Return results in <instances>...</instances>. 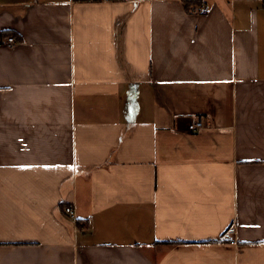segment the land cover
<instances>
[{
    "label": "crops",
    "instance_id": "0c3cea01",
    "mask_svg": "<svg viewBox=\"0 0 264 264\" xmlns=\"http://www.w3.org/2000/svg\"><path fill=\"white\" fill-rule=\"evenodd\" d=\"M203 1L0 0V264H264V0Z\"/></svg>",
    "mask_w": 264,
    "mask_h": 264
},
{
    "label": "built area",
    "instance_id": "2783aa9c",
    "mask_svg": "<svg viewBox=\"0 0 264 264\" xmlns=\"http://www.w3.org/2000/svg\"><path fill=\"white\" fill-rule=\"evenodd\" d=\"M209 9V7L207 5H203L201 6V12L205 13L207 12ZM8 42L13 44L16 42L15 38L10 36L8 37ZM205 122L203 121L201 116H196L189 124L188 127L192 130H197V129H201L205 126L204 124ZM66 212L70 213V214H74V210L72 209V207L70 206H66ZM235 232H236V225L232 224L230 225L223 233V238L225 240H229V241H235Z\"/></svg>",
    "mask_w": 264,
    "mask_h": 264
},
{
    "label": "trees",
    "instance_id": "16d2710c",
    "mask_svg": "<svg viewBox=\"0 0 264 264\" xmlns=\"http://www.w3.org/2000/svg\"><path fill=\"white\" fill-rule=\"evenodd\" d=\"M183 2H184V6H185L186 10H188V11H194V10L198 11L199 10V12L202 13L201 12V6H203L202 5V3L204 2L203 0H183ZM204 5H207V4H204ZM208 11H209V9H208ZM65 211H66V207H65Z\"/></svg>",
    "mask_w": 264,
    "mask_h": 264
},
{
    "label": "rangeland",
    "instance_id": "374dc122",
    "mask_svg": "<svg viewBox=\"0 0 264 264\" xmlns=\"http://www.w3.org/2000/svg\"><path fill=\"white\" fill-rule=\"evenodd\" d=\"M188 126V125H187Z\"/></svg>",
    "mask_w": 264,
    "mask_h": 264
}]
</instances>
